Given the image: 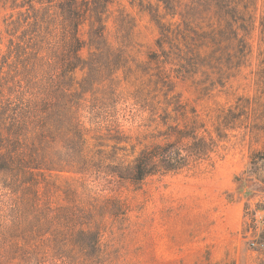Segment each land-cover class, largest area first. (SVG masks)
<instances>
[{"label":"trees","instance_id":"1","mask_svg":"<svg viewBox=\"0 0 264 264\" xmlns=\"http://www.w3.org/2000/svg\"><path fill=\"white\" fill-rule=\"evenodd\" d=\"M158 2L165 10L160 15L158 4L154 16L160 30V53L150 59L157 65L174 66L176 78L189 80L202 69L223 78L248 62L256 0ZM112 3L23 0L15 7L22 10L28 6L32 15H26L22 24L12 21L9 26L16 34L26 24L25 32L31 34L23 47L22 74H3L4 56L0 62V264H48L49 260L104 264L105 218L116 220L125 213L119 199H108L104 204L89 180L139 187L156 175L191 170L206 162L212 166V154L227 137L224 131L238 119L232 117L231 110L219 116L214 136L195 110L179 105L172 124L170 113L164 110L162 123L167 129L161 137L165 142L146 146L133 162L127 164L124 157L111 161L102 156V150L91 155V130L86 128L81 103L94 82L77 81L78 70H92L81 56L86 43L80 30L89 22L93 38L105 46L108 6ZM177 17L179 21H175ZM96 49L100 52L98 46ZM125 53L122 49L117 53V70L126 67ZM159 73L155 84L168 88L165 96L169 102L174 78L164 69ZM150 107L156 114L157 109ZM99 116L96 112L92 118ZM113 130L121 134L117 127ZM111 140L122 143L116 136ZM257 158L253 156L254 161ZM52 172H72L81 178L77 186H59L47 178L46 173Z\"/></svg>","mask_w":264,"mask_h":264},{"label":"rangeland","instance_id":"2","mask_svg":"<svg viewBox=\"0 0 264 264\" xmlns=\"http://www.w3.org/2000/svg\"><path fill=\"white\" fill-rule=\"evenodd\" d=\"M22 2H0V62L4 56L2 72L11 76L15 71L22 74L23 47L31 34L25 32L26 24L16 34L9 26L32 15L28 6L15 8ZM158 4V0H113L105 46L95 41L89 22L81 27L86 43L81 56L92 70H78L76 76L79 83L94 82L81 103L86 128L91 130V155L102 150L106 158L133 162L146 146L165 142L164 110L172 124L179 105L195 110L214 136L219 116L231 110L238 119L224 131L227 137L212 154V166L206 162L191 170L156 175L139 187L89 180L104 204L119 199L125 213L116 220L105 218L104 264H264V0H256V25L249 39L252 53L245 66L223 78L202 69L189 80L176 78L171 64L157 65L150 59L160 53V30L154 21ZM159 5L164 15V4ZM121 49L126 52V67L117 70ZM162 69L174 78L169 102L168 88L155 84ZM96 112L100 116L92 118ZM115 127L120 135L111 131ZM113 136L122 143L117 145ZM254 155H258L255 161ZM46 175L59 186H77L81 178L72 172Z\"/></svg>","mask_w":264,"mask_h":264}]
</instances>
